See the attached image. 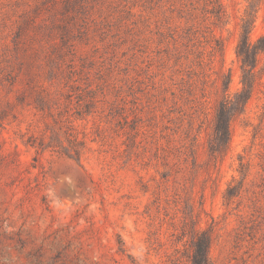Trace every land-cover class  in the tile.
Wrapping results in <instances>:
<instances>
[{
    "label": "rangeland",
    "instance_id": "1",
    "mask_svg": "<svg viewBox=\"0 0 264 264\" xmlns=\"http://www.w3.org/2000/svg\"><path fill=\"white\" fill-rule=\"evenodd\" d=\"M246 11L256 42L264 0H0V264H190L205 230L264 264V53L209 152Z\"/></svg>",
    "mask_w": 264,
    "mask_h": 264
},
{
    "label": "trees",
    "instance_id": "2",
    "mask_svg": "<svg viewBox=\"0 0 264 264\" xmlns=\"http://www.w3.org/2000/svg\"><path fill=\"white\" fill-rule=\"evenodd\" d=\"M67 9L69 10V8ZM213 15L216 17V20L220 21V11L213 12ZM254 21L255 14L253 15V11L252 14L246 11L239 24V37L235 46V55L239 62L242 88L233 98L229 93H226L218 104L215 115L213 142H210L209 146L211 157H216L228 150L231 138L230 122L236 115L244 113L246 105L254 91L257 80L256 67L260 54L264 53V36L260 37L256 42H252L250 39ZM22 33L23 31L20 28L15 32L12 41L14 46L19 44ZM228 80H230L229 74ZM211 241V235L206 230L194 234L191 245L190 264H208V252Z\"/></svg>",
    "mask_w": 264,
    "mask_h": 264
}]
</instances>
